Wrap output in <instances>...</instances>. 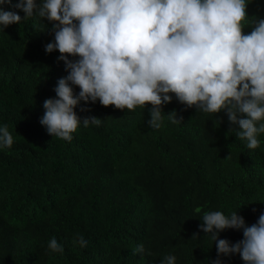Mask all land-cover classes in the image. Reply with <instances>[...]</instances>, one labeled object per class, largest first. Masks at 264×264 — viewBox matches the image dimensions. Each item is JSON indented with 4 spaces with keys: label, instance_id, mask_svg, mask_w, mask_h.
Masks as SVG:
<instances>
[{
    "label": "trees",
    "instance_id": "obj_1",
    "mask_svg": "<svg viewBox=\"0 0 264 264\" xmlns=\"http://www.w3.org/2000/svg\"><path fill=\"white\" fill-rule=\"evenodd\" d=\"M16 2L0 5L21 16L0 28V127L13 136L0 147V264H161L167 255L176 264H245L218 255L201 218L237 211L251 226L264 213V133L249 149L226 111L204 113L173 94L160 128L148 124L151 104L133 111L81 100V121L100 125L81 122L71 141L51 136L40 123L44 101L57 98L68 70L58 50L45 51L54 22L35 10L25 19ZM247 12L264 18V0H249ZM172 111L182 121L173 123ZM80 235L86 247L74 244ZM53 237L62 253L48 248ZM219 238L235 243L243 229ZM141 243L145 252L134 255Z\"/></svg>",
    "mask_w": 264,
    "mask_h": 264
},
{
    "label": "clouds",
    "instance_id": "obj_2",
    "mask_svg": "<svg viewBox=\"0 0 264 264\" xmlns=\"http://www.w3.org/2000/svg\"><path fill=\"white\" fill-rule=\"evenodd\" d=\"M13 0H0V5ZM249 0H17L13 5L53 23L54 40L46 52L58 50L68 75L58 80L57 98L44 101L40 119L47 132L71 141L81 122L100 125L97 117L81 121L75 112L83 101L105 107L135 110L151 104L148 124L160 128L162 106L173 94L187 107L204 113L226 111L239 125L237 138L247 148L260 146L264 133V18L249 20ZM21 16L0 7V28L19 23ZM252 31L244 33L246 26ZM69 56L78 57L76 60ZM80 89L74 94L72 86ZM241 114V116H238ZM173 123L175 111L168 113ZM234 130V129H233ZM13 136L0 127V147H11ZM199 212L200 209H197ZM201 229L210 234L218 255L239 254L245 264H264V213L251 226L237 211H207ZM243 229V239L230 243L220 239L225 229ZM198 236V233L193 237ZM74 244L87 246L82 235ZM52 252L64 251L53 237ZM143 243L133 254H143ZM150 254V253H149ZM161 264H176L167 255ZM212 264H223L216 259Z\"/></svg>",
    "mask_w": 264,
    "mask_h": 264
}]
</instances>
